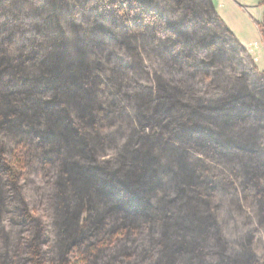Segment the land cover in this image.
Masks as SVG:
<instances>
[{"label":"trees","instance_id":"trees-1","mask_svg":"<svg viewBox=\"0 0 264 264\" xmlns=\"http://www.w3.org/2000/svg\"><path fill=\"white\" fill-rule=\"evenodd\" d=\"M74 251L264 264V71L214 0H0V264Z\"/></svg>","mask_w":264,"mask_h":264},{"label":"rangeland","instance_id":"rangeland-1","mask_svg":"<svg viewBox=\"0 0 264 264\" xmlns=\"http://www.w3.org/2000/svg\"><path fill=\"white\" fill-rule=\"evenodd\" d=\"M228 1H230V4L226 6V0H214L215 10L218 16L245 47L255 62L258 71H264V42L261 37L260 29V24L264 15L262 0ZM219 7L223 8L222 14L221 8ZM233 7L238 9L239 12L241 11L240 13H242L247 20L244 18L241 20L240 24H237V22L234 21L236 10ZM225 17L230 24L227 23ZM71 264H80V256L76 251L71 254Z\"/></svg>","mask_w":264,"mask_h":264},{"label":"crops","instance_id":"crops-1","mask_svg":"<svg viewBox=\"0 0 264 264\" xmlns=\"http://www.w3.org/2000/svg\"><path fill=\"white\" fill-rule=\"evenodd\" d=\"M230 4V1H228V0H226V6H228ZM236 6V5H235ZM219 8H221V7H219ZM235 10H236V17L234 18V21L235 22H237V24H240V22H241V20H243L244 18H245V16L242 14V13H240L239 12V10L238 9H236L235 7H233ZM221 10V14H222V10H223V8H221L220 9ZM233 10V9H232ZM234 11V10H233ZM235 12V11H234ZM224 16H225V14H224ZM228 18V17H227ZM246 19V18H245ZM225 20L227 21V19H226V17H225ZM247 20V19H246ZM227 23H228V21H227ZM233 23V22H232ZM228 24H230V23H228ZM250 24V23H249Z\"/></svg>","mask_w":264,"mask_h":264}]
</instances>
